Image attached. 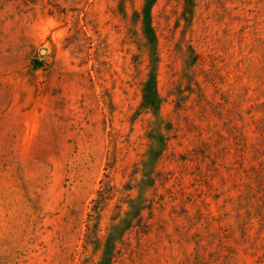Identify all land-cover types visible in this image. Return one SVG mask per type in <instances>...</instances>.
Instances as JSON below:
<instances>
[{
  "label": "rangeland",
  "instance_id": "374dc122",
  "mask_svg": "<svg viewBox=\"0 0 264 264\" xmlns=\"http://www.w3.org/2000/svg\"><path fill=\"white\" fill-rule=\"evenodd\" d=\"M0 264H264V0H0Z\"/></svg>",
  "mask_w": 264,
  "mask_h": 264
}]
</instances>
